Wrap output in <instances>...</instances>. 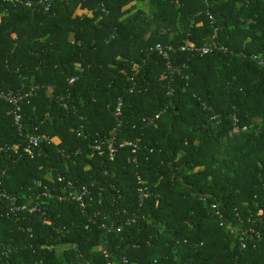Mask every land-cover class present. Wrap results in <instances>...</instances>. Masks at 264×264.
Returning a JSON list of instances; mask_svg holds the SVG:
<instances>
[{
  "label": "trees",
  "instance_id": "obj_1",
  "mask_svg": "<svg viewBox=\"0 0 264 264\" xmlns=\"http://www.w3.org/2000/svg\"><path fill=\"white\" fill-rule=\"evenodd\" d=\"M214 27L227 51L188 48ZM158 43L171 46L167 56ZM254 56L264 59V0H53L49 11L0 0V88L37 86L22 105L24 130L52 138L34 158L0 153L1 187L28 196L33 179L61 174L105 187L103 206L123 219L137 215L108 233L86 229L71 202L51 200L48 225L37 213L6 216L2 198L7 263L106 264L105 248L133 264H264V64ZM11 109L0 101V146L25 143ZM113 135L139 138V149L109 162L106 143L91 145ZM137 174L151 192L141 205ZM248 218L258 236L240 249L219 222Z\"/></svg>",
  "mask_w": 264,
  "mask_h": 264
},
{
  "label": "built area",
  "instance_id": "obj_2",
  "mask_svg": "<svg viewBox=\"0 0 264 264\" xmlns=\"http://www.w3.org/2000/svg\"><path fill=\"white\" fill-rule=\"evenodd\" d=\"M10 3L20 2L25 7L31 9L32 11H49L53 0H4ZM211 23H214V18L209 14ZM187 46H182L181 49H186ZM190 50L198 52L200 54H206L212 52L215 49L227 51V48L218 42V31L214 27V31L210 37V40L205 45H194L188 47ZM187 48V49H188ZM160 53L164 56H167V52L171 49V46L163 47L160 43L155 46ZM260 64H264V59L262 57L254 56ZM75 80V77H69V83H72ZM37 86L32 85L26 90L13 91L11 89L4 90L0 88V101L8 103L11 105V114L13 124L15 125L17 131L22 135L24 139V145H13V146H0V153L13 151L17 156V160L22 159L23 157L34 158L36 148L39 146V143L46 139L48 141L52 138L47 137L45 134H32L24 130V118L22 113V105L28 98L32 95L33 91ZM168 93H171L170 91ZM118 104L115 108V116L119 117L121 115V98H118ZM161 113V112H160ZM155 115L158 117L159 114ZM119 125V124H118ZM82 130H78L77 135L80 136ZM106 143V144H105ZM140 139L129 140L122 139L119 140L117 135H113L110 139L100 140L91 145V147L97 151L101 150L103 144H105V150L107 153V158L109 162H113L115 155L119 148L124 146L131 147V152L135 154L139 149ZM79 151V149L77 150ZM63 154V152L61 151ZM136 161V157L133 158V162ZM107 170L103 172L106 174ZM44 180L47 183H43L41 179H33L34 191L26 196L21 194L18 196H13L7 191V189L1 187L0 182V199L6 198L10 201V206L6 212V216L13 215L15 219H19L21 214H32L37 213L39 219L44 224H52L53 221L50 216L47 214L48 206L50 205L51 200L58 202H71L76 204L82 213L86 216L87 221L85 223V228L90 229L92 226H96L98 229H106L108 233L112 232H121V230L126 225L135 223L137 215L133 214L126 218H122L120 212L115 211L114 213L106 209L103 206L104 200L107 198V195L104 193L105 187L97 185L94 188V182L91 185L88 184H78L77 181H72L66 179L61 174L53 175L52 173H45ZM137 183V195L140 205L143 203L144 199L151 195L148 187L146 186V181L142 175L137 174L136 176ZM42 186V188H40ZM159 197V194H157ZM20 202H17V200ZM212 208H215V205H212ZM263 211L260 210L258 215H262ZM237 216H239L237 214ZM256 219L248 218L247 222H251L250 226H247L246 223H243V220H240L237 225L225 224L223 220L220 219L219 224L224 227V229L231 235L236 237L232 240L234 243H237L240 249H244L247 246V241L252 237L255 232L253 225ZM51 248L50 246H47ZM8 250L0 251V264H8L5 259L8 257ZM106 260V264H133L126 256H123L118 259H110L105 248L102 250ZM78 260L84 262L85 259L80 253L78 255ZM156 262V261H155ZM88 264L87 261H85Z\"/></svg>",
  "mask_w": 264,
  "mask_h": 264
},
{
  "label": "crops",
  "instance_id": "obj_3",
  "mask_svg": "<svg viewBox=\"0 0 264 264\" xmlns=\"http://www.w3.org/2000/svg\"><path fill=\"white\" fill-rule=\"evenodd\" d=\"M138 6H139V4H138ZM79 10H80V12H79L78 14H82V13H88L89 15H91V12H90V11H88L87 9H80V8H79ZM3 13L5 14V13H6V11H4Z\"/></svg>",
  "mask_w": 264,
  "mask_h": 264
},
{
  "label": "rangeland",
  "instance_id": "obj_4",
  "mask_svg": "<svg viewBox=\"0 0 264 264\" xmlns=\"http://www.w3.org/2000/svg\"><path fill=\"white\" fill-rule=\"evenodd\" d=\"M79 12H80V10H79V8H77L76 11H75V14H78ZM78 15H80V14H78ZM175 33H176V32H174V31L171 32V36L174 35ZM61 250H63V248H62V249L60 248V249H59V252H60Z\"/></svg>",
  "mask_w": 264,
  "mask_h": 264
}]
</instances>
